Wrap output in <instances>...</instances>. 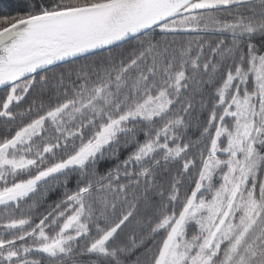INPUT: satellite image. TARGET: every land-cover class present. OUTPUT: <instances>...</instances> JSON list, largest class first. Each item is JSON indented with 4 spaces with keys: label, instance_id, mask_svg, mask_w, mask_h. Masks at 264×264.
Masks as SVG:
<instances>
[{
    "label": "snow or ice",
    "instance_id": "6c2138e0",
    "mask_svg": "<svg viewBox=\"0 0 264 264\" xmlns=\"http://www.w3.org/2000/svg\"><path fill=\"white\" fill-rule=\"evenodd\" d=\"M0 264H264V0H0Z\"/></svg>",
    "mask_w": 264,
    "mask_h": 264
},
{
    "label": "trees",
    "instance_id": "16d2710c",
    "mask_svg": "<svg viewBox=\"0 0 264 264\" xmlns=\"http://www.w3.org/2000/svg\"><path fill=\"white\" fill-rule=\"evenodd\" d=\"M68 187H69V189L75 188V179L74 178H72L69 181ZM62 196H63V189L62 188L54 189L53 191L49 192L47 194V197L45 198V201L43 203V207L41 208V211H43L44 208H47L48 205L54 204V202L61 199Z\"/></svg>",
    "mask_w": 264,
    "mask_h": 264
}]
</instances>
